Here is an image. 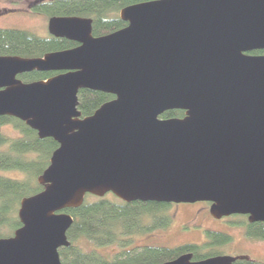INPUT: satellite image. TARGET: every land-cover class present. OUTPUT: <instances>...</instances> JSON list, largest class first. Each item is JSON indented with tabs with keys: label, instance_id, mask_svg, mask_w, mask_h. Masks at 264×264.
Masks as SVG:
<instances>
[{
	"label": "water",
	"instance_id": "1",
	"mask_svg": "<svg viewBox=\"0 0 264 264\" xmlns=\"http://www.w3.org/2000/svg\"><path fill=\"white\" fill-rule=\"evenodd\" d=\"M127 24L92 35L91 18L50 16L78 43L40 57L0 55V116L58 146L24 196L20 226L0 237V264H61L72 216L89 193L125 201L208 202L219 219L264 221V0H144ZM251 52V53H248ZM60 71L24 82L30 71ZM114 97L82 116L78 91ZM180 109L182 117L161 118ZM191 253L157 264H231Z\"/></svg>",
	"mask_w": 264,
	"mask_h": 264
},
{
	"label": "trees",
	"instance_id": "2",
	"mask_svg": "<svg viewBox=\"0 0 264 264\" xmlns=\"http://www.w3.org/2000/svg\"><path fill=\"white\" fill-rule=\"evenodd\" d=\"M142 0H45L37 3L33 10L49 16H83L92 20V35L100 36L124 27L127 22L119 17V10L129 4ZM76 43L63 37L50 34L39 36L21 28L0 27V55H18L22 57H40L47 52L72 48ZM252 53H264V50ZM54 71H30L21 73L24 82L46 79ZM114 96L102 91L80 89L78 91V109L82 116L92 114L101 104ZM180 109L167 110L161 118L182 117ZM11 125L18 135L10 136L1 131L2 126ZM58 146L50 137L39 138L37 132L23 121L3 115L0 116V172H12L15 175L0 173V237L5 230L20 226L17 209L21 198L38 192L43 185L37 177L49 164L52 151ZM208 203V202H207ZM170 203L155 201L125 202L111 192L102 197L85 194L83 202L74 208L63 211L72 216L67 229L70 244L59 248L62 264H157L176 258L183 253H191L192 259L199 260L221 253V247L230 241V236L220 231L206 230L202 243H183L168 247L164 245H142L123 249L111 257L99 252L97 247L119 243L125 247L129 236L140 225V215L162 213ZM243 222L246 235L264 240V221L249 222L246 216ZM163 226L168 225L165 215ZM84 240L90 248L79 244ZM231 264H264V260L247 258L236 259Z\"/></svg>",
	"mask_w": 264,
	"mask_h": 264
},
{
	"label": "rangeland",
	"instance_id": "3",
	"mask_svg": "<svg viewBox=\"0 0 264 264\" xmlns=\"http://www.w3.org/2000/svg\"><path fill=\"white\" fill-rule=\"evenodd\" d=\"M45 0H0V27L21 28L34 32L39 36H46L48 16L45 13L34 11V6ZM1 131L10 136L18 135V131L11 125L2 126ZM4 175H17L12 172H0ZM169 217V223L163 226V219ZM240 216H226L219 219L213 218L209 213V203H174L166 208L164 214L146 212L140 215L138 230L129 236V243L120 247L119 243L109 244L96 249L108 256H115L123 249H131L142 245H164L168 247L183 243H202L206 230L220 231L230 236V241L221 247V253L232 256H246L251 259L264 260V240L251 238L246 235ZM11 236L14 229L5 230ZM79 244L85 248L84 240Z\"/></svg>",
	"mask_w": 264,
	"mask_h": 264
},
{
	"label": "flooded vegetation",
	"instance_id": "4",
	"mask_svg": "<svg viewBox=\"0 0 264 264\" xmlns=\"http://www.w3.org/2000/svg\"><path fill=\"white\" fill-rule=\"evenodd\" d=\"M142 1H144V0H142ZM50 17V16H49ZM48 17V18H49ZM92 23V22H91ZM48 34H50L49 32L47 33V35ZM51 35V34H50ZM53 36V35H52ZM55 37V36H54ZM64 38V37H63ZM72 41V40H71ZM73 42H75V41H73ZM76 43V45L75 46H77L78 45V43L77 42H75ZM75 46H73V47H75ZM248 53H251V52H248ZM55 72V74H57V73H59L60 71H54ZM20 75V74H19ZM19 75L17 76L18 78H19ZM54 75V74H53ZM171 205L172 204H174V203H170ZM209 205H210V203H209ZM229 216H233V215H229ZM244 216H246V218L248 217L247 215H244ZM224 217H226V216H224ZM222 218V217H221ZM192 260H194V259H192ZM61 261V260H60ZM62 264V263H61Z\"/></svg>",
	"mask_w": 264,
	"mask_h": 264
}]
</instances>
